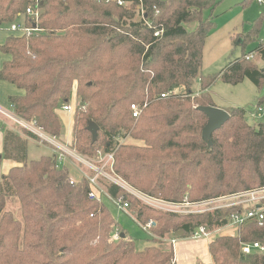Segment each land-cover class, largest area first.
<instances>
[{"label": "trees", "instance_id": "16d2710c", "mask_svg": "<svg viewBox=\"0 0 264 264\" xmlns=\"http://www.w3.org/2000/svg\"><path fill=\"white\" fill-rule=\"evenodd\" d=\"M120 1L122 5L117 0H0V27L42 30L11 35L0 46L9 57L0 82L23 93L7 99L14 116L36 121L59 138L57 111L70 103L75 89V151L89 159L113 153L114 173L141 192L201 203L264 188V118L248 122L243 109L226 110L229 120L212 134L208 147L201 137L207 118L197 109L214 106L207 90L216 80L238 85L247 79L264 90V66L255 62L264 65V41L258 38L263 14L235 38L240 39L241 57L219 74L202 76L204 44L223 0ZM28 6L39 11L37 20L26 14ZM255 42L256 49L245 54ZM175 90L181 93L170 94ZM134 104L146 105L138 118L130 112ZM261 107L264 95L252 112ZM89 122L98 127L95 142L87 131ZM14 128H6L0 153V264H174L166 241L174 233L183 232L175 239L189 238L199 227L224 228L242 210L158 213L107 185L111 196L129 201L138 223L154 222L157 246L138 250L121 230L113 238L118 225L104 200L88 197L85 179L70 184L69 171L58 166L53 154L27 161L28 138H36L20 129L25 138ZM127 137L143 141V147L121 144ZM4 162L14 164L6 173ZM7 197L18 200L21 221L2 212ZM251 243L264 247V221L247 222L233 236L215 237L208 246L211 264H264V254L242 252Z\"/></svg>", "mask_w": 264, "mask_h": 264}, {"label": "rangeland", "instance_id": "374dc122", "mask_svg": "<svg viewBox=\"0 0 264 264\" xmlns=\"http://www.w3.org/2000/svg\"><path fill=\"white\" fill-rule=\"evenodd\" d=\"M261 1L263 5H259L257 0H250L248 3H245V0H223L221 4L215 9L214 11L215 18L213 21L215 25V29L213 32H211L208 35L203 48L202 68L200 71L202 76L219 74L227 66L229 62L241 57L242 49L238 45L240 39L235 40V38H238L239 35H243L246 32H248L252 26V23L258 18L259 14H263V21L258 38L260 41H264V0ZM192 27L193 26L191 25L186 26V28L188 29ZM6 28L9 30V26L5 25V29ZM40 32H42V30L38 29V31L32 32L31 34L40 33ZM13 35L19 36V33L15 32L13 33ZM257 45L258 42L247 45L244 53L248 54L254 51ZM252 57L254 56L250 55L249 59H253ZM255 62L259 68H263L264 65L261 61L257 60ZM194 89L197 90L196 94H199V92L201 91L199 90L200 89L199 82L195 83ZM207 92L215 107L223 109L225 111L236 108L243 109L246 112V118L248 122L260 121V120H253L251 118V115H252V111L257 105V99L263 96L264 93L262 90H258L249 80L246 79L238 85L224 84L220 80H216L214 84L207 90ZM69 105L72 108L70 112L62 111L61 108L57 111L59 121L61 124V134L58 139L60 142H63L66 145L69 146L71 145L74 149L73 146L74 142L72 137V123H73V115L75 109L78 106V102L76 100V95H75V89L71 92ZM7 109L8 111H10L9 106L7 107ZM7 127L10 129H13L15 127L14 129L17 130V132H19L21 136L25 137V133L21 131L23 129L19 125L11 123L4 117L1 118L0 137L2 139V144H1L0 152L3 151V139ZM28 139L29 140L27 143V161L37 160L42 156H47L52 154L47 144L46 145L39 144L37 140H33L31 138ZM121 144L127 146L143 147V141L135 140L131 137H127L126 139L122 140ZM11 165L14 164L12 162H4L2 173H6L7 171L6 169ZM61 166L67 168V170L70 173V177L73 178L75 181H79L81 178H83L81 177V172H84L86 174L91 173L85 167L80 165L78 162L71 159H66L64 165L62 164ZM158 198L165 200L161 197ZM184 199L182 201L174 202V203H182ZM168 202H173V201H168ZM104 203L109 213L111 214L113 220L118 225V229L126 233L127 236L135 242L136 248L138 250H142L145 247V245L148 247L157 246L156 241L159 238L155 236L152 233V231L151 234L153 237L150 238L148 234L145 231H143L137 223H135L133 220H131L129 217L125 216L124 214L119 213L108 200L104 199ZM189 203H193V202H189ZM219 206H222L221 208L223 209L227 208V206H225V203L219 204ZM204 210H206V208L201 209V211ZM180 211H185V210L181 209ZM2 212H10L15 220L21 221L20 204L16 198L7 197L5 199V207L2 210ZM155 212L159 213V211H155ZM204 212H208V211H204ZM160 213H164V212H160ZM195 214H201V213H193V214L181 213L178 214L177 216H187V215H195ZM133 215L135 216L134 213ZM221 230L222 232L214 234L213 238L220 235L233 236L236 233L230 227L228 228L224 227L221 228ZM174 234L173 237H171L170 239L177 238L174 236ZM170 239L166 240L167 243L169 244H170Z\"/></svg>", "mask_w": 264, "mask_h": 264}, {"label": "built area", "instance_id": "2783aa9c", "mask_svg": "<svg viewBox=\"0 0 264 264\" xmlns=\"http://www.w3.org/2000/svg\"><path fill=\"white\" fill-rule=\"evenodd\" d=\"M36 2L38 0H35ZM259 3L261 1L259 0ZM118 5H122V1L117 0ZM26 14L33 20H37L39 14L38 10H33L31 6L26 9ZM9 30L13 33H19L21 35H31L32 32L38 31L36 26L32 28H25L19 24H12L9 27ZM157 36V34H155ZM249 59V57H247ZM264 92V90H263ZM181 91L175 90L171 92L172 95H178ZM165 95H160V98H165ZM146 105H143L142 109ZM142 109L137 105L130 106V112L132 118H138L141 114ZM62 111L70 112L72 110L69 104H66L61 107ZM11 111V110H10ZM0 115L11 123L19 125L23 130L27 131L29 134L34 136L39 144H47L52 154L54 155L56 162L59 167L64 165L66 159H71L78 162L80 165L85 167L90 174L81 172V177L85 179L89 185L88 197L91 200L100 202L102 200H108L119 213L124 214L129 217L135 223H137L143 231H145L148 236L153 237L151 234V228L154 226V222L148 221L145 224H140L137 222L136 217L131 213L129 201L123 200L122 197H113L111 196L106 186L113 185L119 190L123 191L125 194L134 198L141 206L149 208L151 210L164 212L168 214L178 215L181 213H203L204 211H214L216 209H221L222 206L219 204H224L229 207H241L244 211H238L233 214L230 218V221L227 228L230 227L233 231L247 222H262L264 221V188L258 190H252L243 192L237 195L229 197H221L212 201L201 202V203H189L186 199L182 203L168 202L158 197L149 196L132 186H130L126 181L121 177L117 176L114 173V155L113 153H103L99 152L95 159H89L84 156L79 155L75 149L70 145H66L63 142H60L59 139L55 136L47 134L42 127L37 125L36 121H24L16 116L12 112L4 111L0 108ZM251 118L254 120H259L264 118V107L257 108L252 112ZM75 180L70 177V184H73ZM213 206V208H212ZM206 208V210L201 211V209ZM184 209L185 211H180ZM205 213V212H204ZM222 232L221 229H216L214 231H207L204 227L197 228L189 237L190 239H206L212 241L214 234ZM120 235V230L117 228L114 229L113 238L118 239ZM176 243V239H170V244L172 248ZM242 252L244 254L258 253L264 254V247L259 243L244 244L242 246Z\"/></svg>", "mask_w": 264, "mask_h": 264}, {"label": "crops", "instance_id": "0c3cea01", "mask_svg": "<svg viewBox=\"0 0 264 264\" xmlns=\"http://www.w3.org/2000/svg\"><path fill=\"white\" fill-rule=\"evenodd\" d=\"M259 5H263L262 1ZM260 15V14H259ZM214 31V30H213ZM212 31V32H213ZM13 35L10 30L4 27H0V46H2L6 39ZM207 39V38H206ZM9 60V57L3 55L0 52V69L2 64ZM23 93L16 89L13 85L0 82V108L4 111H8L7 107L8 102L7 99L10 96H19ZM11 112V111H8ZM3 116L0 115V119ZM2 139L0 137V150H1ZM1 153V152H0ZM211 241L206 239H197L193 240L190 238H178L176 239V243L173 247L174 252V264H211L212 258L208 251V246Z\"/></svg>", "mask_w": 264, "mask_h": 264}, {"label": "water", "instance_id": "95a60500", "mask_svg": "<svg viewBox=\"0 0 264 264\" xmlns=\"http://www.w3.org/2000/svg\"><path fill=\"white\" fill-rule=\"evenodd\" d=\"M197 109L207 118V122L201 132V137L202 140L207 143L208 147H210L212 134L215 131H218L229 120L230 116L227 111L215 106L198 107ZM87 131L91 134L92 141L95 142L97 138L98 127L94 123L89 122ZM182 235L183 232H177L174 234L175 237H181ZM121 237L124 236L121 235Z\"/></svg>", "mask_w": 264, "mask_h": 264}]
</instances>
